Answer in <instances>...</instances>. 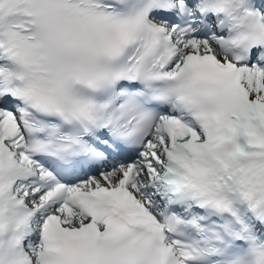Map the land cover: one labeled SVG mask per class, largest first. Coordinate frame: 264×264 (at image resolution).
Listing matches in <instances>:
<instances>
[{"label":"bare ground","instance_id":"obj_1","mask_svg":"<svg viewBox=\"0 0 264 264\" xmlns=\"http://www.w3.org/2000/svg\"><path fill=\"white\" fill-rule=\"evenodd\" d=\"M252 74L250 76L247 75L245 78L246 81V86L250 89V86L254 90H258L259 92H262L264 90V74H260L256 72V68L254 67L252 69ZM139 177V175H137ZM77 223H74L73 225H76Z\"/></svg>","mask_w":264,"mask_h":264}]
</instances>
